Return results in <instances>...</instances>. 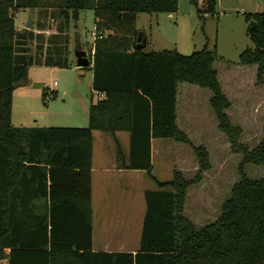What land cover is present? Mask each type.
Masks as SVG:
<instances>
[{
    "label": "trees",
    "instance_id": "trees-1",
    "mask_svg": "<svg viewBox=\"0 0 264 264\" xmlns=\"http://www.w3.org/2000/svg\"><path fill=\"white\" fill-rule=\"evenodd\" d=\"M200 23L215 14V0H189ZM177 0H59L51 20L54 32L44 37L41 25L16 30L12 14L34 7L33 0H0V234L14 228L16 200L41 201L18 209L21 224L39 227L48 249L20 242L17 248L0 240V259L6 264H264V175L251 180L244 163L264 166V132L248 149L238 141L239 127L230 124L212 63L214 46L183 55L172 50L135 48L134 19L139 13H173ZM91 9L93 40L89 55L90 89L85 128L17 127L9 123L11 92L32 64L66 68L67 17ZM253 27L247 32L252 48L237 57L240 65L255 68V81H263L264 12L244 15ZM142 36V32L140 33ZM74 35V34H73ZM34 41L32 50L27 46ZM75 47V46H74ZM77 48V46H76ZM185 82L209 91V106L216 127L230 150L241 155L238 181L221 203L217 218L195 228L182 214L186 188L208 168L207 151L194 146L175 126V87ZM44 89L41 97L45 95ZM53 93V92H52ZM51 93V94H52ZM55 94V93H53ZM128 133L127 155L115 143L116 160L125 168L150 170V139L163 138L191 146L198 169L184 178L173 169L170 179L143 192L144 213L138 248L134 253L90 250L89 158L91 132ZM28 216L33 222L26 221ZM17 226V227H19ZM38 230L35 234L38 235ZM8 245V251H1Z\"/></svg>",
    "mask_w": 264,
    "mask_h": 264
},
{
    "label": "rangeland",
    "instance_id": "rangeland-1",
    "mask_svg": "<svg viewBox=\"0 0 264 264\" xmlns=\"http://www.w3.org/2000/svg\"><path fill=\"white\" fill-rule=\"evenodd\" d=\"M215 1V14L207 17L203 23L197 20L189 0H177L173 13H139L133 25L136 32H142L146 39L143 46L145 52L174 49L180 54L188 55L204 45L207 49L214 46V66L220 75L223 70H228L230 75L236 73L233 82L223 79V95L229 102L225 113L230 124L240 129L238 141L250 149L258 143L264 132V79L257 83L254 71L247 70L255 65H249L241 73L235 66H242L237 62L238 54L253 46L245 32L248 22L244 15L264 12V0ZM33 3L34 7L18 9L12 14L14 27L16 30L24 29L29 14L33 29L41 25L42 33L46 37L55 30L57 20L54 17L51 20L49 13L56 11L59 0H33ZM93 20L91 9L78 10L75 20L72 19L70 11L68 12V66L57 68L32 64L27 67L25 78L11 92V126L85 128L89 97L91 95L94 98L95 93L90 89V70L87 67L74 66L73 50L85 51L88 59L87 50L92 44ZM33 44L35 42L31 41L27 47L32 50ZM262 77L264 78V71ZM183 84L193 86L181 83ZM194 87L202 94H209L205 88ZM42 89L45 91L43 97ZM205 99V96L195 95L191 100L195 108L192 109V116L195 117V126L192 129L200 135L195 139L197 143L192 142V145L202 146L207 151L208 168L201 171L198 169L189 144L159 139V143H154L151 150L154 163L158 162L159 153V166L153 165L148 174L143 172L147 183L145 188L154 189V180H169L173 169L187 179L195 171H200L199 179L186 188L181 209L185 219L195 228L213 222L219 215L221 203L229 196L232 185L238 181L236 166L241 157L239 153L230 150L224 133L216 128V121L207 111L210 108H205ZM180 104V109L186 105L182 102ZM91 137L94 159L102 149L114 152V136L92 131ZM119 145L123 151L127 148L126 143L121 142ZM242 169L251 180L264 175L263 165L247 162L242 165Z\"/></svg>",
    "mask_w": 264,
    "mask_h": 264
},
{
    "label": "crops",
    "instance_id": "crops-1",
    "mask_svg": "<svg viewBox=\"0 0 264 264\" xmlns=\"http://www.w3.org/2000/svg\"><path fill=\"white\" fill-rule=\"evenodd\" d=\"M92 40H93V32H92ZM88 50H89V55L91 56L92 54L91 47H89ZM90 66L91 64L89 60V65L87 66V69L90 70ZM212 66L216 71L217 80L223 93L224 90L223 79H227L228 82L230 80L231 82H233L236 73L234 72V74L230 75L229 72H227L228 70L227 71L223 70V73L220 75V73L214 66V62L212 63ZM248 66L249 65L235 66V68H237L236 70L239 73H241L243 69L247 68ZM255 68L256 66L249 67L247 68V70H253L255 73ZM90 81H91V70H90ZM181 83H185V82H178L175 87V126L179 131H182L187 136L190 143L192 142L197 143L195 139L198 138L200 135L197 131L192 129L195 126L194 125L195 120H193L195 119V117L192 116V109L195 110V108L191 104V100L192 97H195V95L205 96L206 98L205 102L208 105V106L206 105L205 108H210L208 103L210 93L207 94L205 92L203 93L204 94L203 95L202 92L198 91V89L194 87L196 85L189 87L184 84L181 85ZM94 93H95V97L100 96L99 93L96 92ZM90 98L94 100V98H92L91 95L89 99ZM180 102L186 104L185 106L182 107V109H180V105H181ZM209 110L207 109L210 116L215 120L211 108ZM30 127H40V126L35 125ZM118 133H121L122 135L120 136L118 135ZM113 136H114L113 139L116 140L118 145L121 142H123L126 143L128 147V133L126 131H116ZM159 139H163V138L150 139V169L153 165L159 166V153L157 154L158 162L156 163L153 162L152 154H151L152 145L154 143H159ZM119 148L122 152V155L126 157L127 148L124 151L121 149L120 145ZM125 165H126L125 159L123 163L117 162L115 150L114 152L110 153L102 149L98 151L97 157L94 159L92 152V137H91V153L89 158V201H88L89 225H90L89 251L91 253H98V252L134 253L138 248L141 221L145 208L143 201V192L145 190H153V189L145 188V185H147L143 176V172L146 173L145 171L128 169L125 168ZM154 189H156V187ZM40 202L41 201H37V200L14 201L13 206L15 209L14 211L15 213L14 216L10 217V222L14 224V228L12 229L11 232H9L8 228L5 227L3 234H0V240L4 241L6 244L9 245V247L12 248L19 247L21 242L29 246L31 244L37 243V249H44V250L48 249L46 241L44 240L42 242V238L40 237L39 227H36L37 229H35L34 224L31 225L28 224L29 220L30 222H33L31 216H28L26 218L28 224L27 226L22 227L18 225L21 224L20 223L21 217L18 211L20 206L21 207L25 206L29 208L30 206L39 204ZM36 230H38L39 232L38 235L35 234ZM8 245L3 246L1 251L7 252ZM0 264H6V262L1 258ZM34 264H38V263H34Z\"/></svg>",
    "mask_w": 264,
    "mask_h": 264
},
{
    "label": "water",
    "instance_id": "water-1",
    "mask_svg": "<svg viewBox=\"0 0 264 264\" xmlns=\"http://www.w3.org/2000/svg\"><path fill=\"white\" fill-rule=\"evenodd\" d=\"M253 27L251 22L247 23L245 32L247 33L251 28ZM24 29L27 30H32L33 25L31 24V18L30 15L28 14L24 23ZM144 36L140 34V32L136 33V38H135V48H140L141 45L144 43ZM73 56H74V66L75 67H87L89 65V61L86 58V53L85 51L81 49H74L73 50Z\"/></svg>",
    "mask_w": 264,
    "mask_h": 264
}]
</instances>
